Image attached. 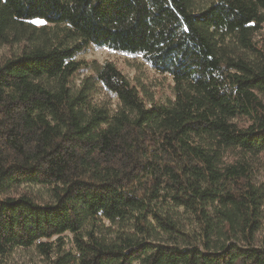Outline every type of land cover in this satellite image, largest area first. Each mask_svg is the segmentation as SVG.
Wrapping results in <instances>:
<instances>
[{"label": "trees", "instance_id": "1", "mask_svg": "<svg viewBox=\"0 0 264 264\" xmlns=\"http://www.w3.org/2000/svg\"><path fill=\"white\" fill-rule=\"evenodd\" d=\"M263 28L264 0H0V264H264Z\"/></svg>", "mask_w": 264, "mask_h": 264}, {"label": "rangeland", "instance_id": "2", "mask_svg": "<svg viewBox=\"0 0 264 264\" xmlns=\"http://www.w3.org/2000/svg\"><path fill=\"white\" fill-rule=\"evenodd\" d=\"M260 41L264 38V28L262 30ZM79 58L87 63L104 64V62H113L123 71L131 80H137L140 83L147 85L151 91H156L157 94L163 96L164 93H169L170 88L168 79L162 78L160 75L154 74L149 66L138 56L124 55L110 51L105 48L89 47L84 53L79 55ZM83 75H80V77ZM154 92V93H156ZM156 94V95H157ZM157 95V97H158Z\"/></svg>", "mask_w": 264, "mask_h": 264}]
</instances>
